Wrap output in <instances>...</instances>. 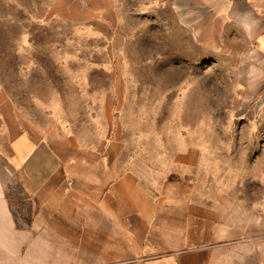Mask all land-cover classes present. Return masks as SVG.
I'll return each instance as SVG.
<instances>
[{
  "label": "rangeland",
  "instance_id": "obj_1",
  "mask_svg": "<svg viewBox=\"0 0 264 264\" xmlns=\"http://www.w3.org/2000/svg\"><path fill=\"white\" fill-rule=\"evenodd\" d=\"M109 1L83 25L82 0H0L5 184L14 189L3 140L9 107L29 131L104 147L146 186L167 177L178 151L201 149L211 190L264 199V57L255 37L240 23H214L206 4L200 23H182L178 0Z\"/></svg>",
  "mask_w": 264,
  "mask_h": 264
},
{
  "label": "crops",
  "instance_id": "obj_2",
  "mask_svg": "<svg viewBox=\"0 0 264 264\" xmlns=\"http://www.w3.org/2000/svg\"><path fill=\"white\" fill-rule=\"evenodd\" d=\"M82 2L83 25L111 6ZM201 4L214 23L244 26L264 57V0H178L181 22L200 23ZM5 118L15 183L0 172V264H264V199L211 190L201 149L178 151L146 186L104 147L29 131L9 107Z\"/></svg>",
  "mask_w": 264,
  "mask_h": 264
}]
</instances>
